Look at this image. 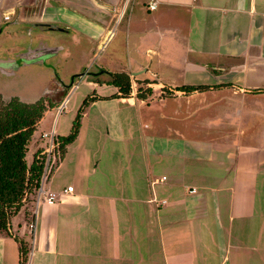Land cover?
Here are the masks:
<instances>
[{
	"label": "crops",
	"instance_id": "obj_1",
	"mask_svg": "<svg viewBox=\"0 0 264 264\" xmlns=\"http://www.w3.org/2000/svg\"><path fill=\"white\" fill-rule=\"evenodd\" d=\"M0 13L63 22L79 65L108 51L96 71L146 90L89 83L44 186L57 201L0 234V264H264V0H0Z\"/></svg>",
	"mask_w": 264,
	"mask_h": 264
},
{
	"label": "trees",
	"instance_id": "obj_2",
	"mask_svg": "<svg viewBox=\"0 0 264 264\" xmlns=\"http://www.w3.org/2000/svg\"><path fill=\"white\" fill-rule=\"evenodd\" d=\"M109 79L107 85L118 89L123 98L131 96L133 88L129 75L115 73ZM180 89L193 93L203 88ZM152 93V90L148 91V94ZM173 93L171 91L165 95L171 97ZM140 96L144 95L140 94ZM95 99V97L89 98L84 105H88V102ZM55 107L56 105L50 106V110ZM47 112L48 106L43 102L29 105L16 100L9 105L0 104V234L3 236L13 237L12 219L19 215L23 208L27 207L26 205L31 204L30 208L33 210L29 213L30 216L31 213L32 217L34 216L37 193L41 187L47 156L43 154L44 148H39L32 158H30V151L32 138ZM81 118L82 110L74 122L72 133L67 137L56 136L55 163L65 155L67 147L79 136ZM54 169L55 166L51 172H54ZM20 248L23 263H26L29 247L22 242Z\"/></svg>",
	"mask_w": 264,
	"mask_h": 264
},
{
	"label": "rangeland",
	"instance_id": "obj_3",
	"mask_svg": "<svg viewBox=\"0 0 264 264\" xmlns=\"http://www.w3.org/2000/svg\"><path fill=\"white\" fill-rule=\"evenodd\" d=\"M12 16L9 17L12 18ZM3 18L5 20V16H3V13H0V20H3ZM5 24L6 26L4 27V31L6 33L2 36L0 35V58H5L8 56V54H19L23 50V46H25L26 44L29 45L33 41V39L35 40V42L38 40L43 41L44 43L51 45L52 47H56L57 54L56 57L52 59L50 64L41 66V68L38 69V72L40 73V75H42L45 74L47 70L50 71L49 81L47 82V85H49V89L55 90L56 87H54V84L58 81L63 82L66 85L65 92L63 93V95H61L60 102L57 103L56 107L52 109L50 113L47 112L48 114L45 115L44 120L38 127L37 133L32 138V149L30 151V158H32L39 148L46 149V147L48 146V140H50V137L47 140V138L44 137L45 134H49L52 131L56 132V136L58 135L67 137L72 133L73 125L76 120L75 109H77L81 101L88 100V97L93 94V90L91 89L89 83H93V80L95 79H104L105 82H108L110 80L109 78L111 76L108 74H102L98 78H94L88 74L82 79H76L73 86L67 88L71 85L73 76L82 74L85 70L93 72L97 70L96 67L105 65L103 61L104 59H107L106 57L108 51L100 53L98 58H83L80 60L81 64L79 65V47H76V45L73 44V39L75 37V34L73 32H70L68 34L59 32H44L40 29L35 28L34 26L18 24L17 22H15V19L11 23ZM80 42L87 50L90 49L87 40L81 37ZM68 44L69 46H71V52L70 54L65 55V53L63 52V46ZM124 57L126 58V56ZM13 66L14 65H12V67ZM103 70L107 71L106 69ZM92 72L90 74H93ZM82 82L84 83L82 84ZM77 84H79V89L76 88ZM103 86L109 85L105 83L103 84ZM145 91L146 90L144 88H140L139 85L136 84L133 89V96L130 97L137 98L139 94ZM152 95L153 94H148L149 97ZM68 98H70V101L68 104L66 103L67 107H65L64 112L59 115V113L57 112V107L65 104ZM58 163L59 160H57L56 165ZM53 168L54 165L52 167V170ZM50 177L48 178L47 182L50 180ZM26 206L27 207L23 208L22 210L24 211L23 213H20L12 219L11 224L13 229L16 230L19 224L24 225V219H28V221L31 222L32 213L30 216L29 212H32L33 209L30 208L31 204H28ZM36 208L37 206L35 204L34 211H36ZM7 260H9V258H7ZM8 262L9 261H7V264H10Z\"/></svg>",
	"mask_w": 264,
	"mask_h": 264
},
{
	"label": "flooded vegetation",
	"instance_id": "obj_4",
	"mask_svg": "<svg viewBox=\"0 0 264 264\" xmlns=\"http://www.w3.org/2000/svg\"><path fill=\"white\" fill-rule=\"evenodd\" d=\"M14 19L18 24L34 26L44 32L68 33L66 31H57L56 29L59 27L65 30L69 29L68 26L59 21L19 22L20 15H14L9 21H5V23H11ZM47 23L51 27L46 26L45 24ZM5 26L6 24L0 27L2 33H6L4 31ZM51 28L54 30H51ZM56 54V47H52L40 40L35 42L33 39L29 45L23 46V50L19 54H8L7 57L0 58V104L9 105L16 100L29 105L43 102L44 105L48 106V111L50 106L57 105L60 102L61 95L65 92L66 85L58 81L54 84L55 90L49 89L47 82L49 81L50 71L47 70L42 75L38 72L41 66L50 64L52 59L56 57ZM12 65L14 66L12 67ZM100 71L102 70H95L93 72L88 70L87 74L91 72L96 74ZM112 74L108 72V75L111 76Z\"/></svg>",
	"mask_w": 264,
	"mask_h": 264
},
{
	"label": "built area",
	"instance_id": "obj_5",
	"mask_svg": "<svg viewBox=\"0 0 264 264\" xmlns=\"http://www.w3.org/2000/svg\"><path fill=\"white\" fill-rule=\"evenodd\" d=\"M155 9V5L151 6V10ZM11 17H9L8 15L5 16V21H9ZM136 86V83L133 81L132 82V87L134 89V87ZM78 86H76L77 88ZM133 96V94H132ZM66 107V103L62 104L58 107L57 112L59 113V115H61L64 112V109ZM45 138H47V140L50 137V140H48V146L46 147V149L44 150L43 154L47 156V161H46V165H45V170H44V174L41 180V187L37 193V198H36V206L37 208L39 207V205L42 202H46L49 205H53L56 203L57 201V195L53 192H47L44 190V186L48 180V178L50 177V175L52 174V167L53 165L55 166V138H56V132H50L49 134H45L44 135ZM74 191V188L71 186L69 188H67V190L65 191V193H72ZM30 230L32 231L33 235H35V231H36V223L31 224L30 226Z\"/></svg>",
	"mask_w": 264,
	"mask_h": 264
},
{
	"label": "water",
	"instance_id": "obj_6",
	"mask_svg": "<svg viewBox=\"0 0 264 264\" xmlns=\"http://www.w3.org/2000/svg\"><path fill=\"white\" fill-rule=\"evenodd\" d=\"M10 16H12V14H9ZM6 16V15H5ZM46 26H48V27H51V25L50 24H45ZM54 28V27H53ZM53 28H51V30H54ZM57 31H66V32H69V30L67 29V30H65V29H63L62 27H59V28H57L56 29ZM1 33H2V31H0V35H1ZM149 70V67L148 68H146L145 70H144V72H147ZM87 71L88 70H85L82 74H79V75H75V76H73L72 77V81H71V85L69 86V87H67V88H70L71 86H73V84H74V82H75V79H82V78H84V77H86V75H88L87 74ZM108 74V72L107 71H104V70H102V71H100L99 73H96V74H90L89 73V75H91V76H93V77H99V76H101L102 74ZM138 74H140V73H138ZM137 73L136 74H134V76L135 75H138Z\"/></svg>",
	"mask_w": 264,
	"mask_h": 264
},
{
	"label": "clouds",
	"instance_id": "obj_7",
	"mask_svg": "<svg viewBox=\"0 0 264 264\" xmlns=\"http://www.w3.org/2000/svg\"><path fill=\"white\" fill-rule=\"evenodd\" d=\"M8 16H10V15L8 14ZM133 81H134V79H132L131 84H132ZM134 82L136 83V81H134ZM136 84H137V83H136ZM76 86H78V84H77ZM132 88H133V87H132ZM132 94H133V93H132ZM132 94H131V96H132ZM139 96H140V94H139ZM139 96H138V97H139ZM58 107H59V106H58ZM58 107H57V108H58ZM50 176H51V175H50Z\"/></svg>",
	"mask_w": 264,
	"mask_h": 264
}]
</instances>
